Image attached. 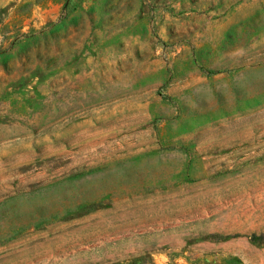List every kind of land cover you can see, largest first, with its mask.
<instances>
[{"label": "rangeland", "instance_id": "1", "mask_svg": "<svg viewBox=\"0 0 264 264\" xmlns=\"http://www.w3.org/2000/svg\"><path fill=\"white\" fill-rule=\"evenodd\" d=\"M0 264H264V0H0Z\"/></svg>", "mask_w": 264, "mask_h": 264}, {"label": "trees", "instance_id": "2", "mask_svg": "<svg viewBox=\"0 0 264 264\" xmlns=\"http://www.w3.org/2000/svg\"><path fill=\"white\" fill-rule=\"evenodd\" d=\"M220 237V236H219ZM222 237V236H221Z\"/></svg>", "mask_w": 264, "mask_h": 264}]
</instances>
